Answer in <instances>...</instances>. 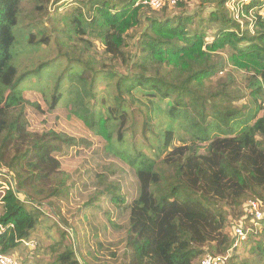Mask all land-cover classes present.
Listing matches in <instances>:
<instances>
[{
    "label": "trees",
    "instance_id": "1",
    "mask_svg": "<svg viewBox=\"0 0 264 264\" xmlns=\"http://www.w3.org/2000/svg\"><path fill=\"white\" fill-rule=\"evenodd\" d=\"M67 1L0 0V187L1 181L8 184L0 201V250L28 253L24 243L42 224L34 212L47 207L58 216L60 237L49 247L55 255L50 264H200L206 247L211 255H225L234 243L227 216H244L248 200L264 206V16L259 13L264 0H237L239 21L228 8L230 0H209L208 14L204 4L190 13L187 0L174 5L163 0L157 10L144 0H71L59 13ZM25 2L32 5L30 15ZM18 25L24 51L14 65ZM86 38L102 43L106 66L97 65L84 48L92 46ZM51 47L54 62H66L62 78L80 87L72 109L61 105L57 88L50 95L17 89L30 76L22 71L21 56ZM119 64L126 74L116 72ZM229 67L245 72V88ZM100 89L109 94L107 109L105 102L97 103ZM30 111H60L56 126L71 124L78 136L55 128L31 130ZM137 116L144 122L142 138L149 142L150 133L156 136L158 146L147 148L158 163L133 141ZM152 116L162 120L164 130L151 124ZM128 130L132 141L123 153L119 147L127 143ZM95 144L112 163L88 176L83 185L93 188L90 198L65 216L58 207L68 203L75 183L60 157ZM116 164L119 170H111ZM124 170L137 187L129 202L119 180H110ZM110 208H122L126 220L123 237L108 243L95 229L105 236L106 224L114 226ZM244 222L250 230L228 262L235 264L248 248L255 255L241 264H264V217L255 225L249 218ZM87 224L94 229L88 237L80 234ZM35 258L36 251L26 260Z\"/></svg>",
    "mask_w": 264,
    "mask_h": 264
},
{
    "label": "rangeland",
    "instance_id": "2",
    "mask_svg": "<svg viewBox=\"0 0 264 264\" xmlns=\"http://www.w3.org/2000/svg\"><path fill=\"white\" fill-rule=\"evenodd\" d=\"M243 1V0H242ZM188 4L187 10L191 13L194 11H199L201 8V5L204 4L205 8L203 9V13L208 14L207 12L213 8V4L208 0V3L204 2V0H187L186 2ZM24 11L26 14L30 15L31 13V8L32 5L27 4V2L24 3ZM28 6V7H27ZM72 6L71 0H68L66 3H63L62 6L59 9L60 12H64L68 10ZM236 8V6H234ZM51 8V14L53 12V6ZM206 16V15H204ZM13 34L15 36V44L13 46V54H14V59L13 63L16 65V59H18L17 56H19V53L23 52L24 48L19 47V25L14 29ZM78 37L75 36L73 40H75V45L77 47H82L83 43L80 42ZM88 39L91 43L92 46H84L85 49H87L88 53L91 55L93 60L97 63V65H101V62H103L106 66L105 63V55L104 53V47L100 41H95L92 38H86ZM131 48V42H130V47ZM34 53L33 55H27L26 59L25 56H21L23 58L22 63L23 68L22 71H28L30 76H28L23 82L18 84L17 89L18 90H25V89H33L37 91H43L45 94L50 95L51 93L54 92V90L57 88L58 93L62 95V106L69 107L70 109L73 108L74 105L78 104V101L76 99V88H79L77 90L78 94H80V87L77 86L75 81H69V79L63 77L62 78V71L66 67V62L64 60L60 62H54V54L53 52V47L45 49V50H39L37 52H32ZM22 54V53H21ZM17 57V58H16ZM52 61V62H51ZM56 64L55 66L49 65V63ZM44 65L47 64L49 65L44 69V72L41 73H35L34 70L39 67V65ZM19 65V61H18ZM97 66V68H99ZM230 68V67H229ZM228 68V69H229ZM19 69V66H18ZM116 72L119 74H126L127 70L125 69V66L120 65L115 67ZM237 78H238V83L239 86L242 88H245L246 83L243 82L246 74L243 71L240 72H234L232 68L229 69ZM42 74V75H41ZM72 80V79H71ZM109 82V81H107ZM264 82V81H263ZM104 87L106 86V83L103 84ZM85 95L82 94V101ZM105 102L103 104L104 109H107L108 106L110 105V100H109V94L103 90L100 89L98 95H97V103L101 105L100 103ZM167 103V101H164L162 103V106ZM159 106L160 104L157 103ZM156 104V105H157ZM157 105V106H158ZM63 118V116L60 114V111H56L54 115H47L45 113H38L34 111L29 112V124H30V129L34 131H43V130H49L51 128H55L57 130H61L63 132H67L72 134L73 136H78L75 131V127L71 124H66L63 125L64 127H58L56 126L59 120ZM151 124L155 126V128H162L163 130L165 129V124L162 122L161 119L152 116L150 118ZM144 127V122L142 121V117L137 116L135 120V126H133L134 129V138L133 141L137 142L139 149H143L147 153H151L153 150L150 148V150L147 148L149 147V143L154 144L155 146H158V143L156 141V136L153 133H150L148 135V140H144L142 138V131ZM156 133V131H155ZM125 138L127 143L124 141L122 146L119 147L120 150H122L123 153L129 152L130 149V142L132 141V134L130 130L125 132ZM188 139V137H185ZM179 139V138H178ZM178 139L176 141L177 145H180L181 143L178 142ZM91 142L95 143V139H90ZM97 149V144L94 145L93 148H91L89 151L87 150H80V151H73L70 150L68 152L67 156H62L60 157V160L62 164L64 165V169L66 170V173L70 176L71 180L75 183L73 189L69 192L68 196V203L65 201L60 203V206L58 209L62 211V214L65 216H69L70 214H67V212H73L76 211L79 207L82 206L83 202L85 203L89 198L91 192H93L92 187H85L83 184L87 182L88 176L91 173H94L95 170H98V166H101L102 164H111L112 161L107 160L104 158L103 154H98L96 151ZM125 156H127L125 154ZM151 158H153L157 163L159 160H157L153 154L151 153ZM164 155L160 157V160H163ZM117 165V164H116ZM112 165L110 168L111 170H119L118 167L119 165ZM97 172H100L99 170ZM100 173H103L102 171ZM110 180L119 182L122 185V196L126 200V202H129L132 198V195L136 194V182L132 176L129 175L127 171L124 170V173L120 174V177L115 176H110ZM2 186L0 187V201L1 198L4 194V190L7 189L8 184L6 181H1ZM133 195V196H134ZM251 200H248L250 202ZM24 206L27 209V203L23 202ZM27 204V205H26ZM247 204V203H246ZM245 204V205H246ZM244 205V207H246ZM260 210L264 212V206H260ZM39 211V212H38ZM118 211H120L124 215H118ZM111 212V222L114 224L112 226L110 223L107 225L106 224V235H103L102 229L97 226L95 229L98 233V238H100L103 242H114L118 238L123 237V228H124V222L126 220V215L125 212L122 208L120 210H114L113 208H110ZM41 213V214H40ZM54 209L51 211L47 207H43L38 209L34 214L36 216H40V222L42 224L37 227L35 233L33 234V237L31 241L26 242L28 246H24L29 250L28 253L25 252L23 248L20 250L18 249L16 254H12L14 258H16L19 261L25 262L27 261L26 258L28 256L32 257L34 256V251H36V258L34 261L32 259L28 260L31 264H50L55 255H52L51 250L49 247H52L53 244L59 240V231L55 227L54 220H58V216L54 217L53 216ZM102 220V218H100ZM121 219V220H119ZM237 219L232 217L231 215L227 216V230L229 232H232V229L236 226V224L242 220H244V216L240 217L237 221ZM68 231V230H67ZM94 229H90V226L87 224L86 227L83 228V231L80 232V234H85L87 237L90 233H92ZM231 234V233H230ZM232 235V234H231ZM109 238V239H106ZM38 243V244H37ZM206 251H208V254H211L212 252L210 251V247H206ZM117 247H114L113 250H116ZM209 251L211 253H209ZM207 254V253H206ZM252 255H255V252H251L248 248H246L242 253H239L238 258L234 259L236 262L235 264H241L245 259H249L252 257ZM200 262V260H199ZM225 264H230L228 261Z\"/></svg>",
    "mask_w": 264,
    "mask_h": 264
},
{
    "label": "built area",
    "instance_id": "3",
    "mask_svg": "<svg viewBox=\"0 0 264 264\" xmlns=\"http://www.w3.org/2000/svg\"><path fill=\"white\" fill-rule=\"evenodd\" d=\"M171 5H174L178 3L180 0H169ZM242 2H246V0H243ZM144 5H149L153 9L157 10L159 9L162 4L163 0H144ZM236 6V8L234 7ZM228 8L232 12L233 18L236 21H239V8L240 3L237 2V0H230L228 4ZM262 16H264V8L259 12ZM244 16V15H243ZM1 178V174H0ZM261 204L256 201H250L247 203L245 209H244V220L246 218L250 219V222L255 225L256 221L261 220L264 217V212L260 210ZM244 220L238 222L236 226L232 229V237L234 238V243L231 246V248L228 250V252L225 255H211L206 254L202 257L200 260V264H225L229 257L231 256L232 252L238 248L245 240L247 233L250 230V227L247 226L244 222ZM3 226L0 225V231L2 230ZM28 246L27 243H24V246ZM0 264H31L29 261H19L16 258H14L11 254L3 253L0 250Z\"/></svg>",
    "mask_w": 264,
    "mask_h": 264
},
{
    "label": "water",
    "instance_id": "4",
    "mask_svg": "<svg viewBox=\"0 0 264 264\" xmlns=\"http://www.w3.org/2000/svg\"><path fill=\"white\" fill-rule=\"evenodd\" d=\"M10 183L12 184V182H10ZM11 186H13V185H11ZM73 240H74V241L76 240V237H75V236L73 237Z\"/></svg>",
    "mask_w": 264,
    "mask_h": 264
}]
</instances>
